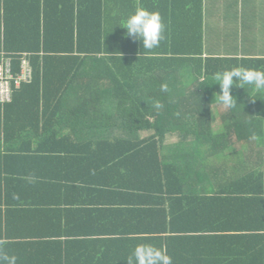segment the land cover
I'll list each match as a JSON object with an SVG mask.
<instances>
[{
	"label": "trees",
	"instance_id": "16d2710c",
	"mask_svg": "<svg viewBox=\"0 0 264 264\" xmlns=\"http://www.w3.org/2000/svg\"><path fill=\"white\" fill-rule=\"evenodd\" d=\"M120 1L121 11L107 0H0V60H10L14 74L23 59L32 68L12 100L0 103V149L32 148L80 161L91 151L99 162L92 172L124 182L140 173L143 182H156L165 197L159 207L170 217L163 230L171 234L149 241L181 246L182 264H264L261 152L256 167L226 165L232 155L226 151L238 143L263 146V108L249 106L245 116L238 102L219 120L212 109L220 91L214 74L234 67L264 71V57L205 55L204 0ZM137 7L162 16L165 38L152 50L120 27ZM252 89L232 94L264 101V92ZM3 158L4 252L17 256V264H71L75 241L34 240L8 229Z\"/></svg>",
	"mask_w": 264,
	"mask_h": 264
},
{
	"label": "crops",
	"instance_id": "0c3cea01",
	"mask_svg": "<svg viewBox=\"0 0 264 264\" xmlns=\"http://www.w3.org/2000/svg\"><path fill=\"white\" fill-rule=\"evenodd\" d=\"M107 1L117 5L115 11L125 8V1ZM203 25L205 55L264 57V0H204ZM211 44L215 45L212 50ZM251 90L252 86L247 85L243 92L248 95ZM238 102L245 109L242 114L250 112L246 110L249 106H261L264 112V101ZM212 109L219 120L230 108L217 103ZM259 152L264 171V144L253 148L238 143L226 151L232 154L226 165L237 169L256 167L259 161L255 154ZM90 153L80 161L59 159L55 153L32 148L0 149L5 177H10L4 201L11 209L7 222L12 235L21 231L22 235L32 234L34 240H73L70 251L76 259H70L71 264H126L140 244L166 248L173 264L186 262L181 246L168 248L149 241L171 234L163 230L170 217L162 213L163 206L159 207L165 197L156 192V182H143L140 173L125 182L117 176L103 177L102 170L92 172L99 162ZM218 162L213 161L214 166H223ZM222 185L213 183L214 187ZM158 209L161 212H156ZM14 240L21 241L20 237Z\"/></svg>",
	"mask_w": 264,
	"mask_h": 264
},
{
	"label": "clouds",
	"instance_id": "9594fccd",
	"mask_svg": "<svg viewBox=\"0 0 264 264\" xmlns=\"http://www.w3.org/2000/svg\"><path fill=\"white\" fill-rule=\"evenodd\" d=\"M120 27L127 30L126 38L140 41L144 50H152L158 47L165 38V25L161 14L158 11H149L143 7H137L135 12L127 17L123 26ZM214 79L220 87L216 96L219 103L225 108H234L238 103L237 98L232 94L233 88L245 90V85H251L256 92H264V71L234 67L231 70L215 73ZM161 91L168 92L167 84L161 85ZM155 107L159 109L163 105L157 102ZM17 259V256L8 255L4 252L3 241H0V264H17ZM126 264H173V259L164 247L140 244L127 257Z\"/></svg>",
	"mask_w": 264,
	"mask_h": 264
},
{
	"label": "built area",
	"instance_id": "2783aa9c",
	"mask_svg": "<svg viewBox=\"0 0 264 264\" xmlns=\"http://www.w3.org/2000/svg\"><path fill=\"white\" fill-rule=\"evenodd\" d=\"M32 78V68L28 59H23L21 70L14 74L10 60H0V103H8L12 100L14 88L21 86L22 82Z\"/></svg>",
	"mask_w": 264,
	"mask_h": 264
},
{
	"label": "rangeland",
	"instance_id": "374dc122",
	"mask_svg": "<svg viewBox=\"0 0 264 264\" xmlns=\"http://www.w3.org/2000/svg\"><path fill=\"white\" fill-rule=\"evenodd\" d=\"M214 47H215V45H213V44L209 45L210 50H212ZM170 140L171 141H177L176 138H171ZM228 152H230V151H228Z\"/></svg>",
	"mask_w": 264,
	"mask_h": 264
}]
</instances>
